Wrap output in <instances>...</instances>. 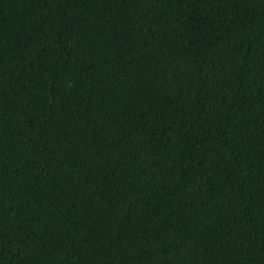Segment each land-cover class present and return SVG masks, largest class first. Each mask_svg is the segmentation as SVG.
<instances>
[{
    "label": "trees",
    "instance_id": "1",
    "mask_svg": "<svg viewBox=\"0 0 264 264\" xmlns=\"http://www.w3.org/2000/svg\"><path fill=\"white\" fill-rule=\"evenodd\" d=\"M0 264H264V0H0Z\"/></svg>",
    "mask_w": 264,
    "mask_h": 264
}]
</instances>
